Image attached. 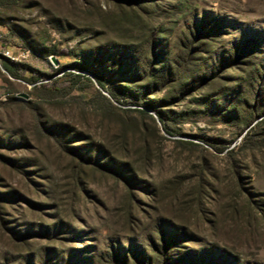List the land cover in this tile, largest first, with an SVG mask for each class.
Wrapping results in <instances>:
<instances>
[{
    "label": "rangeland",
    "instance_id": "374dc122",
    "mask_svg": "<svg viewBox=\"0 0 264 264\" xmlns=\"http://www.w3.org/2000/svg\"><path fill=\"white\" fill-rule=\"evenodd\" d=\"M0 57V264H264V0H0Z\"/></svg>",
    "mask_w": 264,
    "mask_h": 264
},
{
    "label": "built area",
    "instance_id": "2783aa9c",
    "mask_svg": "<svg viewBox=\"0 0 264 264\" xmlns=\"http://www.w3.org/2000/svg\"><path fill=\"white\" fill-rule=\"evenodd\" d=\"M4 57L9 58L11 61H17L18 60V56H13L12 54H10L8 51H4L2 52V54ZM1 58V57H0ZM0 67H1V61H0Z\"/></svg>",
    "mask_w": 264,
    "mask_h": 264
},
{
    "label": "trees",
    "instance_id": "16d2710c",
    "mask_svg": "<svg viewBox=\"0 0 264 264\" xmlns=\"http://www.w3.org/2000/svg\"><path fill=\"white\" fill-rule=\"evenodd\" d=\"M13 65H16V64H13ZM3 68H4L7 72H9L10 74H13L12 70L9 68V65L4 64V65H3Z\"/></svg>",
    "mask_w": 264,
    "mask_h": 264
}]
</instances>
